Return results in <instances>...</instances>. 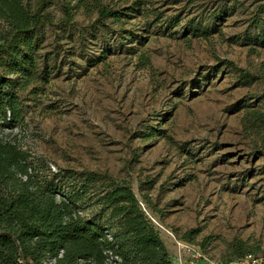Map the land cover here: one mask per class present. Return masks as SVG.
<instances>
[{
	"label": "rangeland",
	"instance_id": "rangeland-1",
	"mask_svg": "<svg viewBox=\"0 0 264 264\" xmlns=\"http://www.w3.org/2000/svg\"><path fill=\"white\" fill-rule=\"evenodd\" d=\"M135 1L104 0L126 15L99 21L48 0L38 67L14 75L21 122L1 135L41 173L133 187L173 257L181 242L222 261L264 251V127L249 121L264 112V0Z\"/></svg>",
	"mask_w": 264,
	"mask_h": 264
},
{
	"label": "trees",
	"instance_id": "trees-1",
	"mask_svg": "<svg viewBox=\"0 0 264 264\" xmlns=\"http://www.w3.org/2000/svg\"><path fill=\"white\" fill-rule=\"evenodd\" d=\"M36 2L0 0V130L21 122L18 88L24 83L14 75L30 76L38 67L43 26L53 19L48 0ZM76 8L95 13L99 21L126 15L104 0H62L68 20ZM167 22L176 26L179 16ZM189 31L210 33L195 23ZM249 121L264 127V112L252 111ZM72 173H41L30 151L0 133V264H175L133 187L95 171H84L83 179L74 181ZM99 180L106 182L90 192ZM250 253L264 255L260 249ZM246 254L236 247L237 259Z\"/></svg>",
	"mask_w": 264,
	"mask_h": 264
},
{
	"label": "built area",
	"instance_id": "built-area-1",
	"mask_svg": "<svg viewBox=\"0 0 264 264\" xmlns=\"http://www.w3.org/2000/svg\"><path fill=\"white\" fill-rule=\"evenodd\" d=\"M151 219L156 223L153 217ZM178 246L179 253L176 264H264V255L248 253L239 259L222 261L207 257L199 247L190 243L181 242L178 243Z\"/></svg>",
	"mask_w": 264,
	"mask_h": 264
},
{
	"label": "crops",
	"instance_id": "crops-1",
	"mask_svg": "<svg viewBox=\"0 0 264 264\" xmlns=\"http://www.w3.org/2000/svg\"><path fill=\"white\" fill-rule=\"evenodd\" d=\"M174 263H177V255L174 256Z\"/></svg>",
	"mask_w": 264,
	"mask_h": 264
},
{
	"label": "water",
	"instance_id": "water-1",
	"mask_svg": "<svg viewBox=\"0 0 264 264\" xmlns=\"http://www.w3.org/2000/svg\"><path fill=\"white\" fill-rule=\"evenodd\" d=\"M135 193H136V195L138 196V191L137 190H135ZM141 204L143 205V203L141 202Z\"/></svg>",
	"mask_w": 264,
	"mask_h": 264
}]
</instances>
